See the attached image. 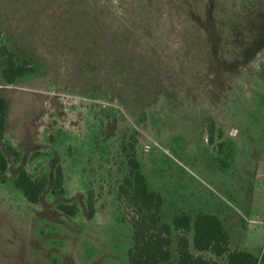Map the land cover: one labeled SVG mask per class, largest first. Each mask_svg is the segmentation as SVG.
Listing matches in <instances>:
<instances>
[{
  "label": "rangeland",
  "instance_id": "1",
  "mask_svg": "<svg viewBox=\"0 0 264 264\" xmlns=\"http://www.w3.org/2000/svg\"><path fill=\"white\" fill-rule=\"evenodd\" d=\"M141 1L0 0V46L36 67L8 84L0 58V264H127L117 197L132 137L165 219L215 214L231 248L264 264V0H144L146 30L129 32ZM207 118L224 129L213 143ZM58 165L64 195L33 204L15 188L21 170L52 180ZM61 203L80 210L69 217Z\"/></svg>",
  "mask_w": 264,
  "mask_h": 264
},
{
  "label": "trees",
  "instance_id": "2",
  "mask_svg": "<svg viewBox=\"0 0 264 264\" xmlns=\"http://www.w3.org/2000/svg\"><path fill=\"white\" fill-rule=\"evenodd\" d=\"M182 1L189 0H177V4L181 6ZM143 2L139 6L143 19H127L129 32L143 34L146 30L144 15L147 6H142ZM0 58L2 77L8 84H14L36 71L31 58H21L9 45L0 46ZM7 111L8 102L0 96V139L5 135ZM205 125L211 143L216 132L224 137V129L219 127L215 119H205ZM137 143L135 137L124 141L123 151L127 154L130 171L119 185L117 197L120 219L131 230L127 264H220L207 254L226 257V264H260V258L254 253L231 248V236L222 219L215 214L199 212L193 216L177 210L171 220L165 219V197L150 187L137 156ZM9 149L15 152L11 147ZM8 166V158L0 147V180L3 183L7 179ZM64 182V169L58 165L52 180L47 175L34 179L26 170H21L14 180V186L27 201L37 204L48 189L55 196L64 195ZM96 203L95 191L90 190L87 202V216L90 219L96 214ZM57 209L69 217H75L80 206L61 203Z\"/></svg>",
  "mask_w": 264,
  "mask_h": 264
}]
</instances>
